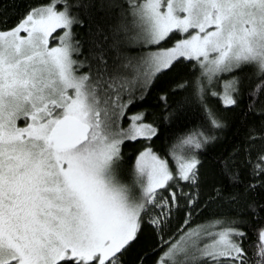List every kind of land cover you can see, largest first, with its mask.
Masks as SVG:
<instances>
[{
    "label": "snow or ice",
    "instance_id": "1",
    "mask_svg": "<svg viewBox=\"0 0 264 264\" xmlns=\"http://www.w3.org/2000/svg\"><path fill=\"white\" fill-rule=\"evenodd\" d=\"M10 3L0 264H264V0Z\"/></svg>",
    "mask_w": 264,
    "mask_h": 264
},
{
    "label": "trees",
    "instance_id": "2",
    "mask_svg": "<svg viewBox=\"0 0 264 264\" xmlns=\"http://www.w3.org/2000/svg\"><path fill=\"white\" fill-rule=\"evenodd\" d=\"M16 13V9L11 7V3L9 0V11L7 13L8 17H13ZM191 69H185L183 67H181L177 72L171 73L169 76L165 77L163 80H161L160 82H158L155 87L152 88L151 92L147 95V97L145 98V100L143 101V103L141 105H138L134 108L131 109V111H138L141 108L146 110L149 113V119H154V118H158L161 116L162 113V108L160 105V100H159V96L161 94L162 91H167L168 90V86L175 83L177 80L183 78L184 73L185 72H190ZM182 97L181 96H173L170 97V101L172 103H175L178 100H181ZM215 107V105H213ZM195 111V109H194ZM229 121H232L234 119V116L232 114H229L226 117ZM193 120H195V117H193ZM195 123H199L198 120H195ZM195 125L193 123L190 122H185L184 125L181 126H174L170 129L164 127L162 128V136L160 139L156 140L155 142V149L158 152H161V154L164 153L166 145L168 143V141L174 137L178 131L182 130L183 127H194ZM233 139V137L231 135H226L223 136L221 138V140L218 142V144L215 146V150L214 152H212L210 155L212 156H216L219 155L225 151L228 150V148L231 146L230 142ZM135 151L136 149L132 146L126 147L125 148V152L129 155V157L134 156L135 155ZM204 159H208V157H204ZM183 210H181V212L178 214L176 221L173 224V227H175L176 223H179L182 219H183ZM199 219H203V217H200ZM197 222V221H194Z\"/></svg>",
    "mask_w": 264,
    "mask_h": 264
}]
</instances>
